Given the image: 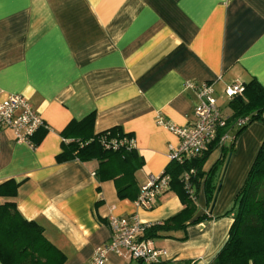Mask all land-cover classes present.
<instances>
[{
    "label": "crops",
    "instance_id": "1",
    "mask_svg": "<svg viewBox=\"0 0 264 264\" xmlns=\"http://www.w3.org/2000/svg\"><path fill=\"white\" fill-rule=\"evenodd\" d=\"M253 78L264 86V0H0V96L23 94L46 124L35 145L0 129V183L20 182L0 204L13 200L23 218L40 224L64 264H89L109 240V216L135 215L148 226L183 205L168 189L150 209L139 208L135 192L121 198L112 178L97 175L96 160L57 161L64 127L93 113V133L113 126L130 133L143 159L133 174L137 193L149 175L164 171L178 144L166 123L192 119L197 100L187 82H213L229 117L224 87ZM262 121L236 136L212 179V200L198 189L190 221L206 219L147 239L166 251L162 261L210 264L221 249L232 218L220 215L264 141ZM220 158L218 147L202 170ZM138 263L112 252L104 262Z\"/></svg>",
    "mask_w": 264,
    "mask_h": 264
},
{
    "label": "trees",
    "instance_id": "2",
    "mask_svg": "<svg viewBox=\"0 0 264 264\" xmlns=\"http://www.w3.org/2000/svg\"><path fill=\"white\" fill-rule=\"evenodd\" d=\"M241 95L229 99L231 114L226 126L219 134L233 131V136L221 144L216 141L199 157L178 163L170 160L162 173L170 178L169 190L179 198L183 208L161 223H153L144 229L142 239L162 237V232L185 229L187 224L206 219L202 214L191 220L196 211L195 198L202 185L207 201L212 200L216 186L212 179L222 160L234 150L236 136L255 120H264V86L251 79L243 84ZM246 118L244 124L237 125L239 119ZM94 114L90 113L80 120H71L61 131L63 138L61 151L56 159L59 162L77 159L80 161L96 160L97 175L112 178L117 194L123 198L129 190L138 192L134 187V172L143 164L134 147L125 145L117 149L105 148L102 138L106 140L121 139L131 136L124 133L119 126L93 133ZM43 134L37 131L32 137L35 145ZM229 141L227 144L226 142ZM220 148V156L207 171L202 166L215 148ZM190 173V185L193 195H189L181 179L185 171ZM20 182L8 179L0 183V196L13 198ZM139 191V190H138ZM231 215L227 239L210 264H264V141L260 144L255 158L247 172L244 182L234 195L230 206L220 215ZM65 255L44 235L43 227L34 220L22 217L13 200L0 204V264H64ZM138 264H143L139 261ZM156 264H188L186 261H160Z\"/></svg>",
    "mask_w": 264,
    "mask_h": 264
},
{
    "label": "built area",
    "instance_id": "3",
    "mask_svg": "<svg viewBox=\"0 0 264 264\" xmlns=\"http://www.w3.org/2000/svg\"><path fill=\"white\" fill-rule=\"evenodd\" d=\"M186 88L191 89L196 97V104L192 110V119L185 125L166 123V127L179 139L178 144L170 149L169 159L178 163L202 155L213 142L221 144L228 138V132L219 134L220 129L226 126V116L217 104L214 96L213 82H187ZM244 86L240 82H232L223 89L224 96L229 100L243 93ZM246 118L239 119L237 125L244 124ZM157 123H162L160 117ZM46 127L40 113L33 107L26 96L20 93H10L0 96V129H9L18 143L32 144L33 135L41 128ZM105 148L117 149L125 145L133 147L132 137H123L119 140L102 138ZM181 174L184 187L189 195H193L190 185V173ZM170 178L161 173L158 176L149 175L147 181L139 188L135 204L139 208L150 209L155 200L169 189ZM109 240L97 246L89 264H104L109 252L130 259L141 261L143 264H156L167 257L164 249L153 247L150 241L142 239L147 224L142 223L135 215L130 217L109 216Z\"/></svg>",
    "mask_w": 264,
    "mask_h": 264
},
{
    "label": "rangeland",
    "instance_id": "4",
    "mask_svg": "<svg viewBox=\"0 0 264 264\" xmlns=\"http://www.w3.org/2000/svg\"><path fill=\"white\" fill-rule=\"evenodd\" d=\"M261 121H262V120H261ZM262 122H264V121H262ZM228 142H229V141H227L226 144H227Z\"/></svg>",
    "mask_w": 264,
    "mask_h": 264
},
{
    "label": "water",
    "instance_id": "5",
    "mask_svg": "<svg viewBox=\"0 0 264 264\" xmlns=\"http://www.w3.org/2000/svg\"><path fill=\"white\" fill-rule=\"evenodd\" d=\"M228 158H229V155H228V157H227V160H228Z\"/></svg>",
    "mask_w": 264,
    "mask_h": 264
}]
</instances>
